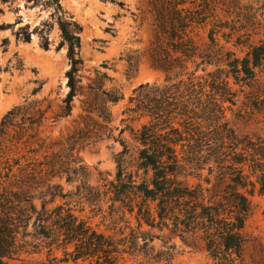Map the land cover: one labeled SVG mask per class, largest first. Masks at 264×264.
I'll return each instance as SVG.
<instances>
[{
  "label": "trees",
  "instance_id": "obj_1",
  "mask_svg": "<svg viewBox=\"0 0 264 264\" xmlns=\"http://www.w3.org/2000/svg\"><path fill=\"white\" fill-rule=\"evenodd\" d=\"M48 1L59 7L60 0ZM144 2L151 39L142 57L165 76L162 84L135 89L134 107L128 110L132 117L127 121L140 123L137 130L128 126L126 130L138 143L136 170L144 177L139 183L125 172L122 142L114 180L86 172L85 183L93 181L97 186H77L68 194L49 184L55 176L65 175L70 182L82 173L81 167L76 168L77 146L112 138L106 104L114 105L121 99L101 89L108 80L105 74L85 89L80 86L77 74L81 61L75 54L80 48L81 27L60 21L71 67L66 73L68 93L59 111L53 113L51 105L44 107V101H34L12 108L0 121V264L16 260L20 242L29 236L26 229L30 221L34 237L45 241L50 253L55 250L63 255L61 260L53 257L38 264H117L119 255L145 250L155 238L153 230L166 231L164 238L174 236L184 244L200 247L216 264H244L249 198L255 193L264 197V138L237 136L225 114L235 104L232 85L247 86L257 71H264V42L248 45V33L236 36L231 46L248 45L243 57L226 47L236 30L233 21L226 19L230 6L225 0ZM220 6L227 14L223 18L217 12ZM206 24L211 26L208 44L201 50L194 36ZM226 28L230 32L222 33ZM220 33L226 45L219 44ZM23 40L29 41L27 37ZM197 60L198 66H212L213 70H202L203 75H195L197 70L187 72ZM137 63V58H127L129 73L137 70ZM79 94L84 98L82 111L86 116L83 126L67 139L65 161L60 156L57 162L39 160V129L47 121L54 124L60 117H68L73 98ZM91 114L98 120L89 118ZM124 132L122 129L119 134ZM204 170L208 174L216 171L212 191L219 188L208 197L209 190L201 184L190 186L181 180L200 178ZM34 191L39 192L35 195ZM35 197L41 201L38 210L32 204ZM56 199L61 203L55 204ZM85 206L98 213L97 224L93 223L95 215L82 216ZM139 239L142 244H138Z\"/></svg>",
  "mask_w": 264,
  "mask_h": 264
},
{
  "label": "rangeland",
  "instance_id": "obj_2",
  "mask_svg": "<svg viewBox=\"0 0 264 264\" xmlns=\"http://www.w3.org/2000/svg\"><path fill=\"white\" fill-rule=\"evenodd\" d=\"M225 1L230 6V16L226 19L233 21L231 25L236 32L227 45L221 33L217 38L220 45H226L238 57H243L248 45L264 42V0ZM145 9L144 0H60L59 7L48 0L0 2V121L12 108L34 101H44V107L51 105L53 113L59 111L61 101L68 93L66 73L71 67L67 45L61 38L60 21L74 22L81 27L78 34L80 48L75 54V58L81 61L77 74L81 79L80 86L85 89L88 83L105 74L108 80H104L101 89L121 97L114 105L106 104L111 118L112 138L76 147V168L81 167L83 174H78L70 182L65 175L49 179V184L58 185L63 194L73 193L77 186L85 189L97 186L93 181L85 183L86 172L93 173L96 178L114 180L116 160L123 146L126 149L122 158L125 172L139 183L144 177L142 171L136 170L138 143L126 130L127 126L137 130L140 123L127 121L132 117L128 110L134 107L135 89L144 84L159 85L165 80L164 74L152 69L142 57L151 39ZM224 10L225 7L221 6L217 10L221 18L227 15ZM210 28L206 24L195 32L194 40L201 50L208 44ZM229 32L228 28L222 30L225 34ZM244 33L250 35L248 45L231 46L236 36ZM26 37L28 42L23 40ZM127 58L138 59L137 70L133 73L127 70ZM198 63L199 60L190 64L186 71L197 70L195 75H203L213 70L212 66H198ZM232 87L236 97L235 104L225 114L228 125L239 137L264 138V71H257L256 77L247 86ZM83 101V95L75 96L68 117H60L54 124L47 121L39 129L41 144L36 151L39 160L45 158L46 161L57 162L60 156L65 161L67 139L83 126L82 119L86 116L82 111ZM88 117L98 120L95 114ZM122 129L125 132L120 135ZM181 180L190 186L201 184L209 190L207 197L219 190L212 191L217 183L215 170L210 174L204 170L200 178L182 177ZM38 192L34 191V194ZM44 199L49 200L48 197ZM249 199L251 214L244 231V264H264V197L255 193ZM60 203L56 199L55 204ZM32 204L38 210L41 201L35 197ZM103 211L109 213L107 207ZM93 215V223L97 224L100 221L98 213L90 212L85 206L82 216ZM32 222L26 229L29 236L20 242L16 260H7L6 264L47 263L53 257L63 259L61 251L50 253L45 241L34 237ZM151 234L155 238L145 250L123 253L119 255L117 264H216L200 247L184 244L174 236L164 238L166 231L153 230ZM138 244H142L140 239Z\"/></svg>",
  "mask_w": 264,
  "mask_h": 264
}]
</instances>
